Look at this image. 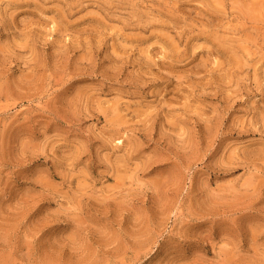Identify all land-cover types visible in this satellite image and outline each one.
Listing matches in <instances>:
<instances>
[{"label":"rangeland","instance_id":"rangeland-1","mask_svg":"<svg viewBox=\"0 0 264 264\" xmlns=\"http://www.w3.org/2000/svg\"><path fill=\"white\" fill-rule=\"evenodd\" d=\"M0 264H264V0H0Z\"/></svg>","mask_w":264,"mask_h":264}]
</instances>
